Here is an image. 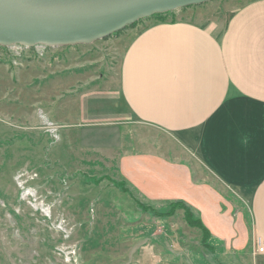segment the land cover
Listing matches in <instances>:
<instances>
[{"label":"rangeland","instance_id":"rangeland-1","mask_svg":"<svg viewBox=\"0 0 264 264\" xmlns=\"http://www.w3.org/2000/svg\"><path fill=\"white\" fill-rule=\"evenodd\" d=\"M249 1L160 20L210 18L219 29ZM123 49L113 35L0 50V264H264L212 240L184 206L145 201L123 182L124 150L178 154L170 137L118 120Z\"/></svg>","mask_w":264,"mask_h":264},{"label":"crops","instance_id":"crops-1","mask_svg":"<svg viewBox=\"0 0 264 264\" xmlns=\"http://www.w3.org/2000/svg\"><path fill=\"white\" fill-rule=\"evenodd\" d=\"M192 18L144 20L119 36L118 120L170 137L178 154L124 150L118 171L145 201L186 205L227 250L264 257L254 255L264 243V0L219 29Z\"/></svg>","mask_w":264,"mask_h":264},{"label":"water","instance_id":"water-1","mask_svg":"<svg viewBox=\"0 0 264 264\" xmlns=\"http://www.w3.org/2000/svg\"><path fill=\"white\" fill-rule=\"evenodd\" d=\"M213 0H0V47L90 45L152 18Z\"/></svg>","mask_w":264,"mask_h":264},{"label":"trees","instance_id":"trees-1","mask_svg":"<svg viewBox=\"0 0 264 264\" xmlns=\"http://www.w3.org/2000/svg\"><path fill=\"white\" fill-rule=\"evenodd\" d=\"M166 15H169V13H167V14H163V15H156V16H153V17L150 18V19H147V20L155 19V20H158V21H164V20H160V19H164V17H166ZM140 22H142V21H139L138 23L133 24L132 26L126 28L125 30L135 28L138 24H140ZM125 30H122V31H120V32H118V33H116V34H114V35H115V36H120V35L123 34V32H124ZM112 36H113V35H112ZM110 37H111V36H110ZM0 50H4V49H3V48H0ZM172 203L180 204V205L184 206V207L188 210L189 215L193 214V212H192V211H191L186 205H184L183 203H180V202H172ZM186 219H187V218H186ZM191 220H193V219H191ZM194 221L197 222V223L199 224V226L204 230V228L201 226V223L199 222L198 219H196V220H194ZM204 231H205V230H204ZM205 232H206V231H205Z\"/></svg>","mask_w":264,"mask_h":264},{"label":"built area","instance_id":"built-area-1","mask_svg":"<svg viewBox=\"0 0 264 264\" xmlns=\"http://www.w3.org/2000/svg\"><path fill=\"white\" fill-rule=\"evenodd\" d=\"M38 47H42V46H37L36 48H38ZM0 48H3V47H0ZM11 48H15V46H12L10 48H3V49L5 51H7V50H9ZM254 255H256V256H264V243L262 241H260L259 239H257L256 242H255V252H254Z\"/></svg>","mask_w":264,"mask_h":264}]
</instances>
